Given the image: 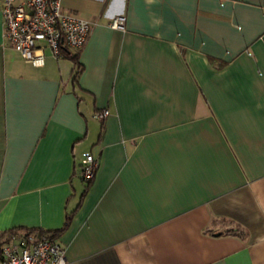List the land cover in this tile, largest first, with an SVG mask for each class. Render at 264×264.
Returning <instances> with one entry per match:
<instances>
[{
	"label": "crops",
	"instance_id": "1",
	"mask_svg": "<svg viewBox=\"0 0 264 264\" xmlns=\"http://www.w3.org/2000/svg\"><path fill=\"white\" fill-rule=\"evenodd\" d=\"M60 2L91 23L74 79L5 44L0 0V237L55 232L66 264H264V0Z\"/></svg>",
	"mask_w": 264,
	"mask_h": 264
},
{
	"label": "built area",
	"instance_id": "2",
	"mask_svg": "<svg viewBox=\"0 0 264 264\" xmlns=\"http://www.w3.org/2000/svg\"><path fill=\"white\" fill-rule=\"evenodd\" d=\"M5 44L33 66L45 62V52L61 58L69 50L79 51L87 41L91 23L62 10L60 0H1ZM125 14L112 16L108 25L125 30ZM108 109L96 112L102 120ZM98 166L90 153L80 165L83 181L94 179ZM0 264H66L64 248L53 239L32 234L10 233L0 237Z\"/></svg>",
	"mask_w": 264,
	"mask_h": 264
},
{
	"label": "trees",
	"instance_id": "3",
	"mask_svg": "<svg viewBox=\"0 0 264 264\" xmlns=\"http://www.w3.org/2000/svg\"><path fill=\"white\" fill-rule=\"evenodd\" d=\"M63 56H67V57L71 58L72 61L75 64V72L73 73V79H74L77 76V71H79V69L81 68L80 65H79V63H78V60H77V54L71 55V54L64 53ZM90 182H86V183L89 184ZM66 218H67V220H69V216L68 215L66 216ZM228 232L241 235L242 230L239 229V228H234L232 230H228ZM11 233H14V232H11ZM39 234H40L39 235L40 236L39 238L52 239L54 237L55 232L50 233V235H48V234L47 235L46 234L43 235L44 232L39 231Z\"/></svg>",
	"mask_w": 264,
	"mask_h": 264
}]
</instances>
